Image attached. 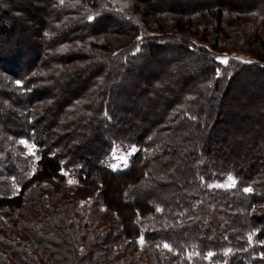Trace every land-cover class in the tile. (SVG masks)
Here are the masks:
<instances>
[{
	"label": "trees",
	"instance_id": "obj_1",
	"mask_svg": "<svg viewBox=\"0 0 264 264\" xmlns=\"http://www.w3.org/2000/svg\"><path fill=\"white\" fill-rule=\"evenodd\" d=\"M0 264H264V0H0Z\"/></svg>",
	"mask_w": 264,
	"mask_h": 264
},
{
	"label": "rangeland",
	"instance_id": "obj_2",
	"mask_svg": "<svg viewBox=\"0 0 264 264\" xmlns=\"http://www.w3.org/2000/svg\"><path fill=\"white\" fill-rule=\"evenodd\" d=\"M227 60V62H223L224 60ZM231 59H237L245 62H252L254 60H257L256 55L253 52L242 50V49H235L231 51H224L220 52L217 55V60L221 62L222 64H227ZM21 141H26L27 146L25 144H22L25 149L26 153L30 155L31 159L34 160V169L37 168V152L36 147L33 144L32 141L23 139ZM34 146V147H33ZM137 148L136 147H122V146H116L110 155V157L107 160L108 165L113 170H121L129 166L130 161L133 157V155L136 153ZM67 173L65 175V178L63 181H54L53 187L57 188L58 190L62 188L66 194L69 196H72L74 199L79 200L81 207L90 213L92 209L96 206H99V195L98 192L102 189V186L97 182H89L86 186H80L77 181L75 180L73 174L71 172L66 171ZM234 180V179H233ZM69 181H72V183H69ZM235 184H236V180ZM234 184V185H235ZM211 188H229L233 187L231 181L226 179L223 182H216L210 185ZM61 190V189H60ZM102 203V202H101ZM106 204V205H105ZM99 209L100 216L104 218V223L108 224L110 222V219L112 217L116 218V212L114 210V207L112 205L107 206V203H104V206ZM106 206V207H105ZM110 209V210H108Z\"/></svg>",
	"mask_w": 264,
	"mask_h": 264
},
{
	"label": "snow or ice",
	"instance_id": "obj_3",
	"mask_svg": "<svg viewBox=\"0 0 264 264\" xmlns=\"http://www.w3.org/2000/svg\"><path fill=\"white\" fill-rule=\"evenodd\" d=\"M223 62L226 63L227 60L225 59ZM19 83H20V82L17 81V84H19ZM21 143H22V144H25V146H27V142H26V141H21ZM33 147H34V146H33ZM64 174L66 175L67 173H64ZM229 180L231 181L232 186H234L235 181L233 180V178H232V177H229ZM69 183H72V181H69ZM245 191H246V192H249V191H251V189H250V188H246ZM157 211H160V209L158 208ZM140 242L143 243V238H141V241H140ZM163 247L166 248V249H168V250H170V251L172 250L171 247H170V245H168V244H166V243L163 245ZM229 251H230V250H229ZM226 254H227V253H226ZM207 255H208V257L210 258L211 256L214 255V253L209 252Z\"/></svg>",
	"mask_w": 264,
	"mask_h": 264
}]
</instances>
